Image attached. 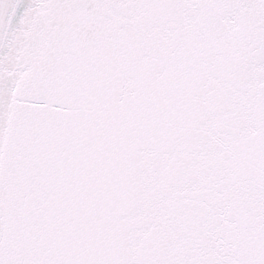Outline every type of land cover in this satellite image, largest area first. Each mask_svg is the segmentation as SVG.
<instances>
[{"label":"snow or ice","instance_id":"6c2138e0","mask_svg":"<svg viewBox=\"0 0 264 264\" xmlns=\"http://www.w3.org/2000/svg\"><path fill=\"white\" fill-rule=\"evenodd\" d=\"M0 264H264V0H0Z\"/></svg>","mask_w":264,"mask_h":264}]
</instances>
